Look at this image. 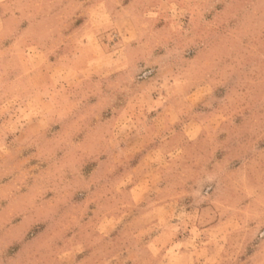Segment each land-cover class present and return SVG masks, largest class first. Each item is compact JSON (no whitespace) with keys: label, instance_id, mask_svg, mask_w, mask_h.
<instances>
[{"label":"clouds","instance_id":"clouds-1","mask_svg":"<svg viewBox=\"0 0 264 264\" xmlns=\"http://www.w3.org/2000/svg\"><path fill=\"white\" fill-rule=\"evenodd\" d=\"M0 264H264V0H0Z\"/></svg>","mask_w":264,"mask_h":264}]
</instances>
